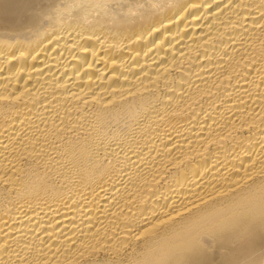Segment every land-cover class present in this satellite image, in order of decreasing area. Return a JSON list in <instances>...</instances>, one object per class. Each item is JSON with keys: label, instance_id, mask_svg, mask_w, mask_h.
<instances>
[{"label": "bare ground", "instance_id": "bare-ground-1", "mask_svg": "<svg viewBox=\"0 0 264 264\" xmlns=\"http://www.w3.org/2000/svg\"><path fill=\"white\" fill-rule=\"evenodd\" d=\"M0 264H264V0H0Z\"/></svg>", "mask_w": 264, "mask_h": 264}]
</instances>
